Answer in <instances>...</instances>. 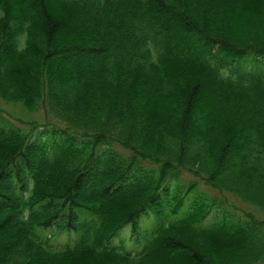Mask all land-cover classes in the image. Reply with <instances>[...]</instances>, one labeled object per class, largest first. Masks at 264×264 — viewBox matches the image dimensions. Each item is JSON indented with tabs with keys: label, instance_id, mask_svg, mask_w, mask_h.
<instances>
[{
	"label": "trees",
	"instance_id": "trees-1",
	"mask_svg": "<svg viewBox=\"0 0 264 264\" xmlns=\"http://www.w3.org/2000/svg\"><path fill=\"white\" fill-rule=\"evenodd\" d=\"M0 104V264H264V0H0Z\"/></svg>",
	"mask_w": 264,
	"mask_h": 264
},
{
	"label": "rangeland",
	"instance_id": "rangeland-1",
	"mask_svg": "<svg viewBox=\"0 0 264 264\" xmlns=\"http://www.w3.org/2000/svg\"><path fill=\"white\" fill-rule=\"evenodd\" d=\"M230 8L228 9L229 12ZM231 13V12H229ZM247 19V17H243V20ZM242 20V21H243ZM248 22V20H247ZM246 22V23H247ZM3 108V113L2 116L7 119V121H9L10 123L17 125L19 127H25L24 122H19V119L22 120H30L33 118H40L42 116L41 112H28L27 110H25L23 107H21L20 105H2L0 104ZM199 188L204 189L205 187L199 183ZM206 191H208V189H204ZM228 201L235 205L236 207H238V212H241L244 210L252 212V208H250L247 205H244L243 203H240L237 200H234L233 198H231L230 196H228ZM240 215V214H239ZM210 219L207 220V222H209ZM66 239V238H65ZM64 238H59L57 239V241L55 243H59L61 244L62 242H64ZM66 241H68L66 239ZM112 243L114 245L120 246L121 248L127 250V251H139L141 248V245H137L134 244L133 238L130 237L128 230L124 229L122 231H120L116 237L113 238Z\"/></svg>",
	"mask_w": 264,
	"mask_h": 264
}]
</instances>
